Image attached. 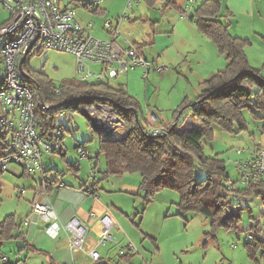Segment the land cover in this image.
I'll return each mask as SVG.
<instances>
[{
    "label": "trees",
    "instance_id": "1",
    "mask_svg": "<svg viewBox=\"0 0 264 264\" xmlns=\"http://www.w3.org/2000/svg\"><path fill=\"white\" fill-rule=\"evenodd\" d=\"M221 9V0H204L195 8V15L191 19H196L201 33L212 40L226 56L227 65L202 82V89L194 101L185 98L175 111L174 119L181 109L182 115L190 108L191 120L180 118L173 128L170 124L164 132L154 134L141 123L140 118L136 119L134 109L139 113L140 102L129 93L123 83L113 87L110 82H89L75 77L58 86L46 74L33 73L27 60L24 64L29 75L26 84L32 89L35 100L38 99V102L46 105L75 100L53 110H45L35 104L37 127L41 136L47 140L54 136L58 128L65 129V133L78 128L74 121L65 126L58 123L56 114L59 111L76 112L83 106L96 102L115 107L126 124L127 131L119 137H106L102 134L96 156L97 159L101 154L106 157L107 169L103 171L104 174L140 172V189L146 192L147 200L150 194L162 188L177 190L181 195L178 215L203 214L210 221V229L205 233L207 237L213 236L220 227L243 231L240 224L244 214H248L250 221L247 232H252L254 239L246 241L245 246L249 256L257 260V251L260 250L264 256V240L258 236L261 220L254 214V207L248 202L255 198L264 205V180L249 182L246 187L238 188L239 194L232 193L227 184L230 179L225 161L219 154H207L203 143L206 136L214 134L212 129L215 124L227 131H234L236 124H240L242 129L245 128V108L263 121L264 130V75L260 69L250 65L245 52L250 40L233 36L228 27L217 18ZM3 26L4 21L0 23V27ZM2 84L0 62V86ZM83 96L90 98L78 100ZM73 124L76 126L72 127ZM94 129L101 132L98 127ZM9 138V131L0 124V159L10 153ZM87 142L89 140L77 142L75 151L80 145L86 148ZM58 151L66 157L64 146ZM99 163L100 159L94 161L96 173ZM199 165L206 169L207 178H196V168ZM77 167V161L69 162L71 170ZM4 172L0 166V177ZM41 173L42 185L47 191H51L56 174L62 175V172L56 171L52 178H48L44 163ZM20 228L21 225L14 220V214L0 221V251L5 240L21 239L26 242L25 233ZM1 264L17 263L8 260ZM97 264L109 263L100 261Z\"/></svg>",
    "mask_w": 264,
    "mask_h": 264
},
{
    "label": "rangeland",
    "instance_id": "2",
    "mask_svg": "<svg viewBox=\"0 0 264 264\" xmlns=\"http://www.w3.org/2000/svg\"><path fill=\"white\" fill-rule=\"evenodd\" d=\"M98 1L100 2V6L105 9V14L107 15L104 16L102 13L92 12L83 4L84 2L97 4ZM142 1L145 2L144 0ZM71 5L76 8L77 18L83 24H87L91 21L94 22L91 33L98 38H107L109 36L108 32L103 29L104 20L106 18L118 17L125 13L128 16H131L134 13V9L137 8V4H134L133 8L128 7V0H75ZM145 5H147L146 2ZM9 16V11L0 7V23ZM131 31H133V29ZM143 31L146 32L143 34ZM145 34L151 39V41L154 39V32L149 31L146 28H143L142 30L139 29L134 35L136 38H140ZM9 39H11V37L8 35L0 37V50L5 41ZM154 45L155 43H151L144 48L148 56H151V53H154L151 48ZM0 62H2L1 53ZM28 62L30 70L33 73L42 72L46 74L49 79L58 86L64 81L76 77L75 57L67 52L46 50L29 56ZM254 65L258 66L259 64L254 63ZM261 68L263 73V65ZM166 70L163 72L157 71L160 72V74H164ZM129 71L110 81V85L117 87L121 83H124L125 86L129 88L130 93L136 95L141 102L143 109L139 110L141 123L144 124L147 129L152 131V128L155 125L146 121L147 117H149L148 105H151L153 109L152 111H154L155 114H158L155 104L153 103L157 99L161 113L165 112V109H169L171 103H174L175 96L181 89L182 84H179L174 88L175 78H166L160 89L157 86L159 84H156L155 79L153 80L152 78H149V91L146 92V82L142 75L143 69ZM155 73L156 71H152L150 76ZM3 76L4 69L1 66V78H3ZM161 82L162 80H159V83ZM36 102L38 104V99H36ZM181 110L183 111V109ZM170 111L169 113H172ZM243 114L245 128L242 129L240 124H236L234 131H227L215 124L212 129L214 134L206 136L203 139L205 152L210 155L219 154L226 163V170L229 174L230 181L235 182L240 188L245 186L246 183L242 181V177L235 166V162L237 160H244L246 154H239L238 150L255 146V144L260 142L263 137L262 131L259 129L260 124H262L260 123L261 120L254 117L248 108L244 109ZM1 115L2 107L0 105V117ZM56 119L58 123H63L64 126L71 124L73 121L78 125L76 130L66 132L64 136L63 146L66 141V144L70 147L68 158L69 156L75 155V151L70 144L73 145L77 140H89L86 144L88 152L93 157L98 154L100 140L103 138V135L101 132L95 131L91 119L78 111L73 115L68 111H59L56 114ZM183 119H187V121L191 120L190 108H187L183 112L181 120ZM126 131L127 126L125 124V126L120 127V129L117 127V131L115 132L119 136L120 134L126 133ZM82 159L90 164L87 165L85 164V161H83L78 175L86 176L85 182H87L90 174V165H94V162L91 163L93 160L92 158ZM44 162L45 165H53V167L46 170V173L49 174V176L56 171L59 172L62 167L65 168L63 156L59 151L52 154L44 153ZM98 165L99 168L95 177L97 178L99 194L102 197L108 195L111 198V200H109L110 203H115L111 204L112 209L122 216L120 217L117 229L113 230L119 244L116 246L108 244V246L101 247L99 250L103 257L114 258L116 262L112 261L113 264H181L182 261V264H217L218 262H222L220 256H223V252H225V254L226 252H230V255H232L233 244H237L235 250H238L240 255L244 254V256L249 258L250 264H264V256H262L260 252L256 254L258 259L255 260L249 256L248 250L244 246L245 242L249 241L247 238L250 221L248 214H244L242 223L240 224V228L243 230L240 233V239L238 236L234 235L235 233L233 232H231V234L234 236L235 241H233L231 237L230 239L232 242L225 240L226 237L221 235L220 240H225V245L222 247L223 252L221 251L220 253L219 249L216 247V249H211L206 258H203L205 253L204 242L206 236L203 235L197 244L192 243L200 236V234H202L203 229L204 231L210 229V221L201 213H187L183 216L178 215V212L180 211L178 203L181 195L177 190L162 188L153 194H150L148 198L149 200H147L145 197L146 192L140 189V172H126L123 174L108 173L106 175L103 172L107 169V160L104 154H101L100 163ZM23 172L24 170L22 167L12 163L10 170L3 173L4 175L2 179L8 181L9 184L0 185L2 188L5 187V192H0V221L10 214H14V220L18 224L21 221L24 222L26 219L30 220V215H28L29 213L27 211L30 202L27 200L31 198V192L35 191L31 188V185L38 187L35 178H39V174L36 172V174L30 173V175H28V173L21 175ZM195 176L197 179L207 178L206 169L199 165L196 168ZM75 178L77 179V177ZM125 183L139 188V190L137 193L128 192L129 189L126 188ZM10 185L13 189L17 190L12 196L6 193V188ZM20 189H23L25 193L21 195ZM231 192L239 194L238 188ZM248 204L254 207L253 212L256 216L259 214L260 216L258 217H260V219L263 218L262 221L264 224V205L260 204L258 199L255 198L250 200ZM221 230V234L226 232L225 229ZM261 234L262 239L264 240V231L261 230ZM130 242L135 243L138 252H136L130 260L124 258L118 259L119 256L121 257L119 252L121 248L125 247ZM21 245L20 239L5 240L1 246L0 261L2 259L1 257L5 255L8 258H12L14 261L19 259L18 264H25V254L23 253V249H20ZM223 263L230 264V261L229 259H224ZM92 264L94 263L92 262Z\"/></svg>",
    "mask_w": 264,
    "mask_h": 264
},
{
    "label": "built area",
    "instance_id": "3",
    "mask_svg": "<svg viewBox=\"0 0 264 264\" xmlns=\"http://www.w3.org/2000/svg\"><path fill=\"white\" fill-rule=\"evenodd\" d=\"M75 0H0V7L8 10L10 16L3 20L5 26L0 27V37L10 36L2 45L1 66L4 69L3 84L0 86V105L2 115L0 124L5 126L10 134V153L0 159L1 170L9 171L14 163L28 173L43 171V154H52L63 147L65 129H56L54 136L47 140L41 136L37 127L35 104H37L32 89L26 84L29 78L24 68L29 56L46 50H56L72 54L76 59V77L82 81L110 82L131 69H143L146 77L151 69L160 72L166 70L165 65H155L143 52V47L151 43L146 35L135 37L131 31L130 16L126 13L114 18L104 20L103 29L109 34L107 38H98L92 35L94 22L83 24L77 18V10L72 2ZM142 0H128V7L133 8ZM197 0H187L186 5L180 9L181 18H193ZM92 12L103 11L100 2L97 4L83 3ZM146 31L143 32V34ZM25 57L23 63L21 60ZM29 63V62H28ZM38 105L45 109L41 101ZM46 110V109H45ZM74 114V110H67ZM65 112V111H62ZM89 118L97 120V126L106 137H119L115 131L124 127L118 110L108 103L96 102L83 106L78 110ZM149 122L154 125L158 116L153 112L149 114ZM76 126L75 124L72 127ZM167 126L159 125L152 128L154 134L164 132ZM262 134H264V131ZM76 152L79 157L90 158L91 155L83 146H78ZM239 154H246L244 160H237L235 166L242 181L249 182L264 179V140L247 149H239ZM94 165L90 166L88 181L82 189L99 198V188ZM54 186H66L62 175L56 174ZM231 191L239 188L233 181H228ZM33 212L39 214L48 222V230L56 233L61 229L69 231L68 246L86 254L90 260L97 264L103 260L100 248L116 246L113 229L116 220L112 213L97 214L91 210L89 216L96 219L97 229L89 228L79 217L73 216L65 223L60 222L57 211L53 205L51 193L46 190L41 199L32 202ZM30 220H24L28 225ZM262 222L258 236L262 238ZM249 240L254 239L252 232H247ZM120 255H133L138 252L134 242L128 243L119 251ZM9 259L4 256L3 261Z\"/></svg>",
    "mask_w": 264,
    "mask_h": 264
},
{
    "label": "crops",
    "instance_id": "4",
    "mask_svg": "<svg viewBox=\"0 0 264 264\" xmlns=\"http://www.w3.org/2000/svg\"><path fill=\"white\" fill-rule=\"evenodd\" d=\"M144 1L147 5H145V2L143 1L137 4V8L134 9V13L130 16V25L135 32L139 29L142 30L143 28L154 32V39L151 42L152 44L155 43V45L151 47L154 53H151V56L146 54L144 48L147 45L143 47V52L150 60L154 62L155 65L166 64L165 66L167 67V70L164 72V74H160V72L157 70L151 69L148 75L143 77L146 82V92L149 91V78H152L153 80L155 79L156 84H159L157 86L160 89L166 78H175L174 88L179 84H182L181 89L175 96L174 103H171L169 109H165V112L161 113L157 99L153 102L155 104V108L158 111V114L156 115L159 116L158 122L154 124V127L159 125L166 126L173 123L175 111L182 104L183 100L188 98L190 101H194L202 89V82L208 77L212 76L218 70L223 69L227 65L228 61L226 56L218 50L217 45L212 40L203 35V33H201L197 26L196 19L180 17L179 11L186 5L187 0ZM203 1L204 0H197L195 8H198ZM221 2L222 9L218 13L217 18L228 27L229 32L233 36L248 38L250 40V43L245 48L246 55L252 67L260 69L264 63V0H221ZM102 9L103 11L101 13L104 16L107 15L105 14V9ZM253 62L259 65L256 66ZM137 69L141 70V68H135L130 71ZM260 70H262V68ZM152 71H156L157 74H151L150 76ZM262 74H264V71ZM159 80H162V82L159 83ZM126 88L130 93L129 88ZM134 96L136 97V95ZM140 106L141 110H143L141 102ZM148 110L149 114L154 112L152 111L153 109L151 105H148ZM169 111L172 113H169ZM181 117L182 115L180 118ZM147 120L149 122V117H147ZM260 123L262 124H260L259 129H262L263 121L261 120ZM262 140H264V134ZM77 142L83 141L77 140L75 143H73V145L70 144L73 149ZM87 148L88 147L86 145V149ZM64 149L66 154V157H63L65 168L62 167L60 172H62L63 180L65 181L66 186L58 187L53 185L51 191H49L51 193L52 202L57 211L60 222L65 223L71 217L77 216L89 228L97 229L98 224H96V219L91 218L89 216V212L91 210L95 211L97 214L110 212L116 220V227L114 229H117L120 217L122 216L112 209L111 204L115 203H110L109 200H111V198L108 195L103 197L100 195L99 198H95L82 189V186L86 180V176H79L78 174L82 167V163L85 160L79 157L75 149V155L69 156L68 158L70 147L66 144V141ZM91 158L93 159L91 163L100 159H97L96 155L94 157L91 156L89 159ZM70 161H77V169L74 168V170H71L69 168ZM43 163L45 171L48 168L53 167L51 164L45 165L44 156ZM85 164L88 165L90 163L85 161ZM37 173L39 174V178H35V182L38 187L31 185V188L35 191L31 192L32 196L29 200H27L30 202L28 204L29 207L27 208L29 213L28 215H30V222L28 225H24L22 221L19 223L21 225L20 231L24 232L26 237V242L20 239L22 244L20 249H23V253L25 254V264H92L90 258L86 254L78 250L70 249L67 241L69 235L68 230L61 229L56 233L50 232L48 230V222H46L39 214L33 212L32 202L36 199H41L45 191V187L42 185L43 173ZM24 174H28V172L21 173V175ZM3 175L0 177L1 186L9 184L8 181L2 179ZM28 175H30V173ZM47 176L48 178H52L53 173L51 176H49V174H47ZM75 177H77V179ZM125 184L126 188L130 190H128V192L137 193L139 190V188H136L130 184ZM1 186L0 192H5V187L2 188ZM246 186L247 184H245V186L242 188ZM23 191V189H20L21 195L25 193V191ZM15 192H17V190L13 189L11 185L7 186L6 193L8 195L12 196ZM257 216L260 215L258 214ZM260 220L263 224V218ZM263 225H261L262 231H264ZM221 229H225L226 232L221 234ZM208 230L209 229H206L204 231L203 229L202 234H200V236L192 244H197L200 238L205 235ZM231 232L235 233L234 235L238 236L240 239V233L242 231L239 232L233 228L227 229L224 227L218 228L213 236H206L204 242L205 253L203 258H206L211 249H216V247L221 253L222 247L225 245V240L232 242L230 239L232 237V240L235 241V238ZM221 235L226 237V239L220 240ZM32 246L34 249H32ZM232 247V255H230V252H226L225 254V252L222 251L223 256H220V260L222 262H218L219 264H224V259H229L230 264H250L248 257L244 256V254L240 255L238 250H235L237 248V244H233ZM259 252L261 253L259 250L256 254ZM133 255L119 256L118 259L124 258L130 260L132 259ZM8 259L17 264L19 262V259L17 261H14L12 258ZM102 261H107L109 264H113L112 261L116 262V260L111 257H103ZM2 262L3 261L1 259L0 264ZM182 263L183 261L181 264Z\"/></svg>",
    "mask_w": 264,
    "mask_h": 264
},
{
    "label": "water",
    "instance_id": "5",
    "mask_svg": "<svg viewBox=\"0 0 264 264\" xmlns=\"http://www.w3.org/2000/svg\"><path fill=\"white\" fill-rule=\"evenodd\" d=\"M24 60H25V57L21 60V63H23ZM88 98H90V97H89V96H83V97L78 98V100H85V99H88ZM74 101H75V100H71V101H69V102H59V103L54 104V105H46V104H45V109H46V110H53V109H55V108H57V107L63 106V105L66 104V103H72V102H74ZM134 112H135V115H136V119L139 120V113H138V110H137V109H134ZM181 113H182V110L178 113V115L176 116L175 120H174L173 123L171 124V125H172V126H171L172 128L178 123V121H179V119H180V116H181ZM91 121H92L93 126L96 127V126H97V120H96L95 118H91ZM172 128H171V129H172Z\"/></svg>",
    "mask_w": 264,
    "mask_h": 264
},
{
    "label": "bare ground",
    "instance_id": "6",
    "mask_svg": "<svg viewBox=\"0 0 264 264\" xmlns=\"http://www.w3.org/2000/svg\"><path fill=\"white\" fill-rule=\"evenodd\" d=\"M132 70V69H131ZM168 127V125H166Z\"/></svg>",
    "mask_w": 264,
    "mask_h": 264
}]
</instances>
